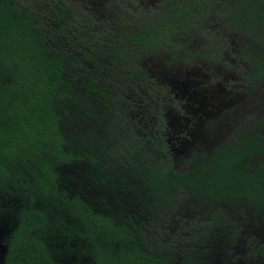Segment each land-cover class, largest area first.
Wrapping results in <instances>:
<instances>
[{
  "label": "trees",
  "instance_id": "16d2710c",
  "mask_svg": "<svg viewBox=\"0 0 264 264\" xmlns=\"http://www.w3.org/2000/svg\"><path fill=\"white\" fill-rule=\"evenodd\" d=\"M50 1L60 9L43 18L25 0H0L3 264H65L60 248L69 264H264V235L261 257L233 248L264 228V136L176 168L161 134L132 129L125 95L151 80L116 54L167 42L185 57L168 32L214 5L264 47V0H173L162 19H124L117 42L91 30L95 18Z\"/></svg>",
  "mask_w": 264,
  "mask_h": 264
},
{
  "label": "rangeland",
  "instance_id": "374dc122",
  "mask_svg": "<svg viewBox=\"0 0 264 264\" xmlns=\"http://www.w3.org/2000/svg\"><path fill=\"white\" fill-rule=\"evenodd\" d=\"M25 1L31 3L34 9L38 10L40 12L39 14L43 18H47L56 10L60 9V6L58 4L52 3L50 0ZM65 2L67 6H75L76 10L79 11V21H82L84 17H86L84 19L85 21H89L88 18H95L98 26L91 28V30L95 29L96 31H102L104 33L103 35L106 34L107 37L109 36V39L117 42L122 33L121 26L124 24V21L126 19H132L134 21V24L144 21L145 19L143 18V15L145 14L148 15L146 20H152L156 17L162 19L163 10L168 6L171 7L173 0H65ZM184 3L186 5H190L193 8L194 4H192L191 0H180V4ZM219 9L220 7H212L206 12H203L201 14L198 13V17L195 18L192 24H186V21L181 19L182 21L180 20L181 22L179 23V25L175 29L168 32V40L173 44L176 43L177 45L182 46L186 50V52L190 54V57L188 58L182 57L180 53L174 51L171 45L167 42L165 44H163L162 42L152 44L148 52L146 51V47V50L144 49L143 45L130 46L128 52H124L122 48H120L116 52V54L120 53L121 57L126 58L129 56L131 59H133V63L131 64L133 66V70L136 69L135 66H138L139 68L143 69L146 76L150 78L149 80H151L150 82H148V84H143V86H146L143 88L145 89V91L142 92V94H135L133 90L129 89L127 91L128 94L125 95L124 99L125 106H127L128 109H131L130 112L133 113L136 117V120L134 121L137 124L138 134H144L143 131L151 132L152 130H156L160 126L162 118V122L165 119L164 113L169 114L172 109H175L174 112L176 114L179 112V105L177 103H172L169 99L165 100L163 98V95H165V86H159V84L165 85V83H168L166 76L168 74H171V77L174 78H176L177 75L185 78L188 75L187 72L192 71L191 67H194V73L196 74L194 89L197 94H207V92L212 91L213 87L220 88V86H225L227 83H229L230 86L235 87V82L233 81V79L229 81H223L222 75L225 74L224 71L220 73L217 72V70H213L221 60L218 54L221 48H215L216 46L221 44V37L223 38V36L226 35L228 37H232L235 42L230 48V54L227 57V61H231L234 60V51L240 49L241 46L247 45H242V36L239 33L234 36L235 30L228 22L224 20L222 14L219 13ZM128 14L129 16L132 14V17L129 18ZM153 15H155L156 17H153ZM211 42H214V45H211ZM213 46L217 51L215 52L216 54L214 52L210 54V52L205 51L206 49H209ZM102 52L103 49L100 51V53ZM260 52L264 54V51L260 50ZM137 56L139 57L137 58L138 61H135V57ZM246 59V57L243 58V60ZM198 65L203 66V71L205 69L209 74L212 75V83L214 82L213 84L221 85L219 87L217 85L211 84H209L208 86H203L202 84L198 85V80L201 81L207 79L201 73L200 75H198ZM207 66L211 68H207ZM238 66H241L239 69L242 73H244V65L240 63L238 64ZM232 68L233 67L231 65L229 69ZM233 71L237 70L234 69ZM233 73L235 76V73L237 72ZM216 74H218L217 77H215ZM237 75L241 74L237 73ZM170 83L168 85L169 87H172L174 83ZM175 90H177V88H175ZM248 91L249 90L246 89V87L242 86L233 88L231 93L230 91L227 93L223 92L224 97H228L225 99L224 97H221L220 101L222 103L220 105L223 104V107H226L224 110L229 109L230 107L231 108L225 113H223L224 111H222V116L218 117L219 126H216L218 130L217 134H226V138L221 144H216L214 151L230 138L232 130L236 128V124H242L247 128L250 127L252 129H258L259 132L264 134V80H262L261 83L255 89H253L252 95H250ZM233 94L234 96L236 94L241 95L231 97ZM138 103H140L141 105H138ZM157 114L159 115V117L157 116ZM143 115L144 118L139 119ZM254 115L257 116V119ZM158 119H160V121H157ZM206 125L207 127H204V129H209V127H211V125L213 124H210V122H206L204 126ZM212 128H215V126H212ZM203 134H209V132H206V130H204ZM163 137L165 140V136ZM207 144L208 145H205H214L210 141H208ZM169 154L173 160L174 165L176 163V166L178 168L187 167L186 164H182V160L180 157H183L186 160L188 155H180L179 153L178 156H176L172 153ZM214 154H211L210 156ZM201 212L202 211H200V213ZM247 225L251 227L253 223H247ZM5 226V223L0 225V264H3V260L5 257V243L3 242L4 236L7 234L5 232ZM245 234L246 233H244V235H239V237L237 238V243L233 248L239 251L245 250L247 253L251 251L255 254H258L253 250L255 248V243L260 240L259 236L264 235V228L255 229L253 231V234L247 235L248 237ZM60 250L62 251L61 255H63V257L61 258H63V260H66L65 264H69V254H66V249L60 248ZM239 255L231 254V257L233 260H238L240 259ZM76 256L77 253L72 254V258Z\"/></svg>",
  "mask_w": 264,
  "mask_h": 264
},
{
  "label": "flooded vegetation",
  "instance_id": "af4514ba",
  "mask_svg": "<svg viewBox=\"0 0 264 264\" xmlns=\"http://www.w3.org/2000/svg\"><path fill=\"white\" fill-rule=\"evenodd\" d=\"M230 2V1H236V0H223V2ZM213 4H215V0H212ZM215 8V5L213 6ZM232 28L236 31H234V36H236L238 33L242 36L241 41L243 44H246L247 46H241L240 49L234 51V60L227 61V57L230 54V48L234 44L235 40H233L232 37L223 36V38H220V45L216 46L215 49L218 47L221 48L218 49L220 50L218 52L219 57L221 58L220 62L214 67V71L217 70V72H223L225 74L222 75L223 81L231 80L235 82V87H246L248 89L250 95H252L253 89H255L262 80H264V77L261 78L260 70L259 67L257 66H262V60L264 58V54L260 52L264 51V47L260 45V43L257 41V37L253 38L249 35H247L245 32H242L238 28ZM261 32L258 30L256 35L260 34ZM259 36V35H258ZM216 38V37H215ZM247 42V43H245ZM254 44V45H253ZM211 45H214V42H211ZM214 49V46L206 49L205 51L211 53L217 52ZM226 49V50H225ZM249 51V52H248ZM255 53L257 57H259V60H255L254 57L250 53ZM216 54V53H215ZM185 57H190V54L187 53V56ZM247 58L246 60H243V58ZM243 60V62H242ZM243 64L244 65V70L245 72L242 73L240 71V67L238 64ZM232 65V69H229V67ZM192 71L187 72L188 73V78L187 76L184 78L182 76H176V78L171 77V74L166 75L167 76V82L164 84H159L161 87L162 85L165 86L164 89V94L163 95L164 99H169L172 103H177L179 105L178 113L176 114L174 112L175 109H172L171 112L164 113V121L160 122V126L156 130H152L151 132L143 131L144 134H161L165 136V143L167 144L168 152L175 154L178 156L180 155H188L187 159L185 160L183 157H180L182 160V164H186L187 167L185 168H179V169H186V168H191L192 164L188 160L191 158H195L196 160H203L202 155H205L207 158L211 154L216 153L215 149L216 144H221L224 139L226 138V134H217V127L219 126L218 124V117L222 116V111L223 113L227 112L230 110L226 109V107H223V104L220 105L222 102L220 101L221 97H224V93H227L230 91L232 92V89L235 87L230 86L229 83H227L225 86H220L221 84H213L212 83V75L207 72V70L204 69L203 71V66L198 65L199 72L206 77V80H198L199 84H202L203 86H208L209 84L211 85H217L220 88L216 87H210L212 88V91L207 92V94H197L194 87H195V76L196 74L194 73V67H191ZM207 68H211L208 67ZM237 71H233V70ZM150 70V69H149ZM258 71V72H257ZM237 72L240 73L241 75H237ZM179 73V72H177ZM208 74V75H207ZM197 75V76H198ZM194 76V77H193ZM218 74L215 75L217 77ZM171 77V78H170ZM187 78V79H186ZM150 79V78H149ZM173 82L174 84L172 87H169V83ZM171 84V83H170ZM177 88V90H175ZM166 90V91H165ZM241 95V94H236ZM234 94L231 97H235ZM228 96H225L227 98ZM128 108V107H127ZM131 109H128L130 111ZM255 118L257 119V116L254 115ZM132 117H134V114L132 113ZM144 115L139 118L143 119ZM136 120L135 118L133 119L132 123V129L137 133V124L134 121ZM141 121V120H140ZM157 121H160L158 119ZM238 121V120H237ZM206 122H210L211 127L209 129H204V126ZM136 124V125H135ZM212 126H215V128H212ZM222 127V125H221ZM235 129L232 130V134L230 138L225 142L227 143L229 140L233 138H241L242 136L249 135V134H259L260 137H263L264 134L259 132L258 129H252V128H247L246 126L242 124H236ZM206 130V132H209V134H203V131ZM210 141L214 145L206 146L208 145L207 142ZM224 143V144H225ZM206 144V145H205ZM204 147H203V146ZM223 145V144H222ZM188 151V152H187ZM191 156V157H189ZM179 158V157H178ZM178 160V159H176ZM176 168V163L174 165Z\"/></svg>",
  "mask_w": 264,
  "mask_h": 264
}]
</instances>
